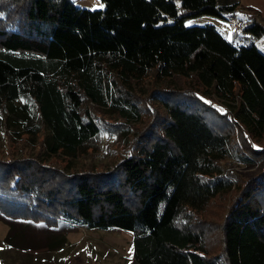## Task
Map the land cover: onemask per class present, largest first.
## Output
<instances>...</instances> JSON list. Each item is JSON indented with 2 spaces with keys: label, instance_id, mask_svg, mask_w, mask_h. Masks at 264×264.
<instances>
[{
  "label": "trees",
  "instance_id": "1",
  "mask_svg": "<svg viewBox=\"0 0 264 264\" xmlns=\"http://www.w3.org/2000/svg\"><path fill=\"white\" fill-rule=\"evenodd\" d=\"M101 2L89 9L73 0H0L8 134L22 126L21 134H42L47 154L75 156L111 125L87 107H110L123 126L142 122L107 171L67 174L24 153L0 158V216L130 232L136 264H264V53L240 38H264V23L240 0ZM237 14L244 26L231 40L211 23L188 22ZM150 78L178 86L145 91ZM212 95L233 108L218 112ZM231 154L262 166L241 175L223 162ZM18 230L5 239L12 243Z\"/></svg>",
  "mask_w": 264,
  "mask_h": 264
},
{
  "label": "rangeland",
  "instance_id": "2",
  "mask_svg": "<svg viewBox=\"0 0 264 264\" xmlns=\"http://www.w3.org/2000/svg\"><path fill=\"white\" fill-rule=\"evenodd\" d=\"M73 2L80 7L89 9L102 7L101 0H73ZM240 3L242 8H244L243 12L247 10L245 6L252 7L253 9L249 8L247 11L255 14L257 20L264 23V0H240ZM236 16L244 22V17L239 14ZM204 21L200 18L188 22L201 25L206 23ZM226 21L229 29L233 31L229 19ZM242 38L246 43L253 41L264 53V38L255 40L246 35L242 36ZM163 83L178 86L174 79L150 78L145 85H142V89L146 91L152 86H159ZM139 97L136 100L143 101L145 96L139 95ZM208 102H211L210 104L220 113L233 108L232 103L224 105L215 95H212L211 100H208ZM87 108H90L97 116L103 117L105 123H111V125H107V128L102 126L98 134L90 138L87 144L77 151L75 156H68L63 153L55 156L47 154L46 150L44 151L41 144H39L42 134L38 133L36 136L34 134H29V136L21 134L22 126H11L10 134H8L3 129L1 117L0 158H6L8 155H13L17 158L22 156L23 153L27 156L38 155L40 158L50 161L51 164L60 165L67 174L96 170L107 171L114 167L122 159L127 144L136 135V128L139 131L142 122L128 119L127 125L123 126L116 113L110 111V107L100 105ZM215 116L217 117L216 113ZM212 120L214 121V117ZM263 142L264 139L260 143ZM223 162L229 170L236 171L244 176L255 174L262 166L261 162L234 154L226 157ZM234 187H237V185ZM220 210L215 205L211 211L217 212ZM22 212L24 210L15 212V214L22 215L24 214ZM217 216L218 213L213 216L212 212H210L209 218L214 220ZM10 224L0 216V264H136L131 257L132 234L130 232L116 228L98 229L85 226H72L69 228L64 223L59 228L51 229L18 219L17 221H12L11 229L9 230ZM15 227L19 229V232H17L11 243L5 237L9 233H16ZM209 246L211 250L212 247L215 249L219 247L216 236L213 239L210 237Z\"/></svg>",
  "mask_w": 264,
  "mask_h": 264
},
{
  "label": "crops",
  "instance_id": "3",
  "mask_svg": "<svg viewBox=\"0 0 264 264\" xmlns=\"http://www.w3.org/2000/svg\"><path fill=\"white\" fill-rule=\"evenodd\" d=\"M239 8L241 9V10H243L244 8H242V6H241V3H240V6H239ZM245 8H247V10L249 9V8H252V7H250V6H245ZM253 9V8H252ZM246 10V11H247ZM234 17H237V16H234ZM200 18H202V20H205L207 23H211V24H213L220 32H221V34L226 38V39H228V40H231V39H233V35H234V31H231V29H229V27H228V23H227V21L226 20H220V19H217V18H214V17H207V16H202V17H200ZM200 18H198V19H200ZM195 20H197V19H195ZM218 20H220L219 22H218ZM191 21H194V20H191ZM204 21V22H205ZM226 30H228L227 32H226ZM237 34H239V33H237ZM237 34H235V35H237ZM245 34H241L240 35V38H242V36H244ZM247 36V35H246ZM249 37V36H248ZM234 39H236V37H234Z\"/></svg>",
  "mask_w": 264,
  "mask_h": 264
},
{
  "label": "built area",
  "instance_id": "4",
  "mask_svg": "<svg viewBox=\"0 0 264 264\" xmlns=\"http://www.w3.org/2000/svg\"><path fill=\"white\" fill-rule=\"evenodd\" d=\"M229 23L230 26L232 27L234 32H239L242 30L243 26H244V22H242L241 20H239L237 17H229Z\"/></svg>",
  "mask_w": 264,
  "mask_h": 264
}]
</instances>
